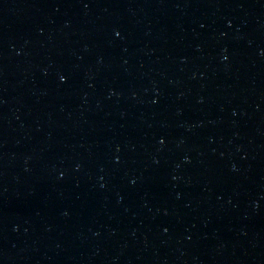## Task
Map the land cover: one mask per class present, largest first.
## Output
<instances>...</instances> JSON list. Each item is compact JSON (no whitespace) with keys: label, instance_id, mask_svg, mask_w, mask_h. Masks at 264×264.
Returning <instances> with one entry per match:
<instances>
[{"label":"water","instance_id":"obj_1","mask_svg":"<svg viewBox=\"0 0 264 264\" xmlns=\"http://www.w3.org/2000/svg\"><path fill=\"white\" fill-rule=\"evenodd\" d=\"M205 0H0V264H64L143 96Z\"/></svg>","mask_w":264,"mask_h":264}]
</instances>
